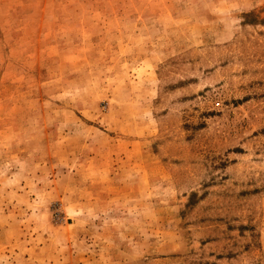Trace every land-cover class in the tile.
<instances>
[{
	"label": "rangeland",
	"instance_id": "rangeland-1",
	"mask_svg": "<svg viewBox=\"0 0 264 264\" xmlns=\"http://www.w3.org/2000/svg\"><path fill=\"white\" fill-rule=\"evenodd\" d=\"M0 264H264V0H0Z\"/></svg>",
	"mask_w": 264,
	"mask_h": 264
}]
</instances>
